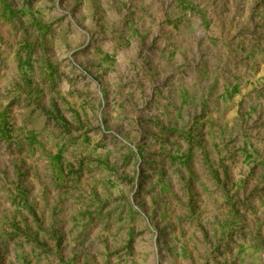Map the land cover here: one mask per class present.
Masks as SVG:
<instances>
[{
	"label": "rangeland",
	"instance_id": "374dc122",
	"mask_svg": "<svg viewBox=\"0 0 264 264\" xmlns=\"http://www.w3.org/2000/svg\"><path fill=\"white\" fill-rule=\"evenodd\" d=\"M0 264H264V0H0Z\"/></svg>",
	"mask_w": 264,
	"mask_h": 264
}]
</instances>
